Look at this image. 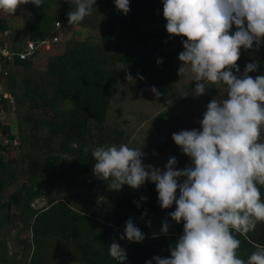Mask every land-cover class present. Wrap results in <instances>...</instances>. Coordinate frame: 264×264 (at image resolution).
Returning a JSON list of instances; mask_svg holds the SVG:
<instances>
[{"label":"trees","instance_id":"1","mask_svg":"<svg viewBox=\"0 0 264 264\" xmlns=\"http://www.w3.org/2000/svg\"><path fill=\"white\" fill-rule=\"evenodd\" d=\"M71 2L43 0L39 8L29 3L31 17L27 40L39 42L55 35L60 37V30H56L53 24L68 22ZM129 6V13L124 15L116 9L114 0H96L95 14L102 16L97 26L100 33L97 42L69 40L60 54L48 57L40 82L30 78L22 82L21 98L30 110L39 111L34 120L26 117L25 121L31 122V142L41 154L36 159L26 155L27 171L24 172L22 168L16 169L12 165L14 162L3 158L5 150L0 147V201L8 185L17 183L19 175L25 174L26 180L8 196L10 203L7 206L12 205L25 213L29 221L32 253L25 264H65L70 260L77 264H119L109 255L108 248L113 241L126 251L125 264H146L148 261L155 264L153 257L170 258V248L183 234V222H168L170 227L165 235L161 233L163 224L151 225L143 219L145 207L150 206L154 211L160 208L155 184L151 181L141 186L139 196L117 199L110 210L89 214L84 211L110 182L93 174L92 150L121 142L122 132L117 135L104 124L117 82L113 68L116 62L127 67L140 66V61L145 58L138 49L125 47L124 39L127 36L136 42L160 39L139 28L141 18L161 23L166 28L162 0H129ZM0 27L9 29L2 19ZM7 38L10 39V34ZM178 38L181 43L185 39ZM38 55L35 53L28 60L15 58L13 61L5 89L14 100L18 101L19 96L15 92L13 71L31 68ZM256 64L257 70L249 73L252 78L264 75V58ZM238 67L239 73L234 74L242 76L246 66L238 64ZM64 102L68 107L60 110L58 107ZM9 127L4 126L5 130ZM154 130L160 136L161 133L169 135L187 128L182 120L163 111L154 118ZM13 133L21 138L19 128ZM43 183L47 187H57L52 193L43 194L46 199L44 207L33 210L30 204L41 195L38 189ZM64 190L69 192L66 197H62ZM260 191L264 199V186H260ZM129 219L145 235L142 242L120 239ZM236 235L241 241L237 255L246 260L257 245H264V222L258 223L256 229L246 235ZM0 263L19 264V261L15 255L8 259L5 248L0 245Z\"/></svg>","mask_w":264,"mask_h":264},{"label":"clouds","instance_id":"2","mask_svg":"<svg viewBox=\"0 0 264 264\" xmlns=\"http://www.w3.org/2000/svg\"><path fill=\"white\" fill-rule=\"evenodd\" d=\"M73 2L75 10L67 14L69 26L89 16L96 0ZM28 3L39 8L43 0H0V12L15 14ZM162 3L167 33L185 38L178 74L196 82V95L206 94V85H223L227 98H213L207 104L199 121L201 130L172 135L175 145L190 158L189 166L176 169L175 157L163 170L144 165L141 149L120 144L92 150L93 174L110 181L115 191L124 185L139 189L151 181L162 209L175 204L170 218L177 224L183 222V234L170 248V258L153 257L155 264H264V245H257L246 260L238 257L241 241L236 235H246L264 222L260 191L264 186V75H249L257 70L255 62L246 65L242 76L234 74L239 73L241 49L264 43V0ZM114 5L124 15L130 11L129 0H114ZM126 79L133 78L127 74ZM152 91L160 95L155 88ZM169 227L165 220L161 233L166 235ZM120 239L140 243L145 235L129 219ZM108 251L125 264L127 253L119 243L113 241Z\"/></svg>","mask_w":264,"mask_h":264},{"label":"rangeland","instance_id":"3","mask_svg":"<svg viewBox=\"0 0 264 264\" xmlns=\"http://www.w3.org/2000/svg\"><path fill=\"white\" fill-rule=\"evenodd\" d=\"M68 10H75L73 0ZM101 18L102 16L96 15L94 8H92L91 14L85 17L83 23L69 26L68 22H60L59 33L61 36L58 43L49 51H41L32 61L31 68H16L13 71L16 81L15 92L19 98L18 101L13 99L14 111L8 117L17 119L21 132V142L18 149L5 151L2 155L5 160L14 162L12 165L16 169L22 168L24 172L27 171L26 162L28 159L26 155L36 159L41 154V150L37 149L35 144L31 142V122L25 121L26 117H30L31 121L34 120L39 111L30 110L27 103L21 98L23 80L30 78L40 82L38 80L41 79V71H43L48 57L60 54L69 40L85 39L86 41L97 42L100 34L97 26ZM141 19L138 21L139 28L146 33L160 37V39L137 42L131 36L124 39L125 47L138 49L143 52L145 58L140 61V66L127 67L120 62L115 63L113 70L117 74V82L106 110L104 124L110 130L115 131L117 135L122 132V135H120L121 142L116 146L126 144L131 148L141 149L144 165H152L163 170L168 160L175 157L177 160L176 169H183L191 164V160L181 152V149L172 140V135L179 131L169 135L161 133L159 136L154 130L155 116L166 111L175 118L182 120L187 130H201L199 121L203 119L207 104L213 98L217 100L227 98L226 88L223 85H206L208 88L206 94L196 95L194 93L196 82L188 75L180 76L178 74V68L181 64L178 56L183 51V44L178 36H170L161 23H152L146 19ZM235 30V26H233L231 32L234 33ZM262 58H264V43L259 47L254 44L251 49H241L237 64L246 66L249 63H256ZM158 60H161L162 63H157ZM127 74H130L133 79L127 80ZM153 88L159 90V96L153 93ZM10 107L12 108V106ZM67 107V103L64 102L58 108L62 110ZM261 139L264 141V134H262ZM39 161H41V158ZM19 176L20 180L18 179L17 183L8 185L0 201V225H2L0 239L8 259L15 255V259L19 261V264H25L32 253L31 247L29 248L31 244V233L27 225L29 221L25 213L18 211L12 205L7 207L10 203L8 196L17 185L26 180L25 174ZM109 185L110 182L102 193L95 196L93 204L84 209L87 214L110 210L117 199L123 197L131 199L139 196L142 191L141 187L133 189L127 185H124L121 190L115 191L111 190ZM56 187H47L45 183L39 185L38 192L41 195L31 202V209L37 210L44 207L46 199L43 194L52 193ZM68 195V191L64 190L62 192V197ZM178 196L179 192H177V198ZM88 198L91 199V196H88ZM96 205L99 208L98 211H95L97 210L94 208ZM173 211H175V204L169 209L160 207L158 211H154L150 206H147L143 209L142 216L151 225L163 224L165 220L169 223H175L170 218V213ZM65 264L77 263L70 260Z\"/></svg>","mask_w":264,"mask_h":264},{"label":"built area","instance_id":"4","mask_svg":"<svg viewBox=\"0 0 264 264\" xmlns=\"http://www.w3.org/2000/svg\"><path fill=\"white\" fill-rule=\"evenodd\" d=\"M54 28L60 30L61 23L55 22ZM9 29H1L0 27V147L5 151L13 150L20 146L21 138L19 134L10 132L9 129L5 130L4 126L9 125V120L13 117H8L13 113V97L5 89L6 79L10 73L13 61L28 60L34 56L35 53L41 51H49L59 41V36L55 35L50 39L41 40L39 42H32L26 40L22 48L14 46L8 42ZM3 101H5L3 103ZM12 106V108L10 107ZM8 117V118H7ZM99 206V205H98ZM95 211H98L97 205L94 206ZM1 240V239H0ZM1 264V263H0Z\"/></svg>","mask_w":264,"mask_h":264},{"label":"crops","instance_id":"5","mask_svg":"<svg viewBox=\"0 0 264 264\" xmlns=\"http://www.w3.org/2000/svg\"><path fill=\"white\" fill-rule=\"evenodd\" d=\"M28 6L29 3L20 5L16 13L11 15L0 12V19L5 21L10 30L8 41L18 48H22L24 42L28 39V23L31 17ZM8 124L11 132L18 131L19 126L15 117L11 118ZM0 245H2L1 240Z\"/></svg>","mask_w":264,"mask_h":264}]
</instances>
